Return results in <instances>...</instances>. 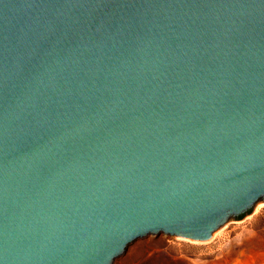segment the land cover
I'll list each match as a JSON object with an SVG mask.
<instances>
[{
    "label": "water",
    "instance_id": "1",
    "mask_svg": "<svg viewBox=\"0 0 264 264\" xmlns=\"http://www.w3.org/2000/svg\"><path fill=\"white\" fill-rule=\"evenodd\" d=\"M264 200V0H0V264H110Z\"/></svg>",
    "mask_w": 264,
    "mask_h": 264
},
{
    "label": "rangeland",
    "instance_id": "2",
    "mask_svg": "<svg viewBox=\"0 0 264 264\" xmlns=\"http://www.w3.org/2000/svg\"><path fill=\"white\" fill-rule=\"evenodd\" d=\"M110 264H264V200L228 216L208 240L146 234L128 243Z\"/></svg>",
    "mask_w": 264,
    "mask_h": 264
},
{
    "label": "bare ground",
    "instance_id": "3",
    "mask_svg": "<svg viewBox=\"0 0 264 264\" xmlns=\"http://www.w3.org/2000/svg\"><path fill=\"white\" fill-rule=\"evenodd\" d=\"M190 240H192V239H190ZM195 242L197 241V242H199L198 240H194ZM201 242V241H200Z\"/></svg>",
    "mask_w": 264,
    "mask_h": 264
}]
</instances>
